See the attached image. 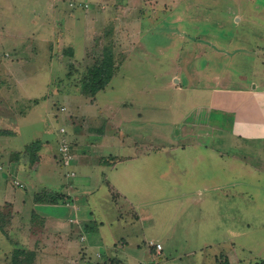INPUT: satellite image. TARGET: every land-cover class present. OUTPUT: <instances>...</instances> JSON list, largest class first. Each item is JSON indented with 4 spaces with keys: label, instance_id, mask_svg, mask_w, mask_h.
<instances>
[{
    "label": "rangeland",
    "instance_id": "obj_1",
    "mask_svg": "<svg viewBox=\"0 0 264 264\" xmlns=\"http://www.w3.org/2000/svg\"><path fill=\"white\" fill-rule=\"evenodd\" d=\"M104 5L107 12L129 6L130 11L138 12V20L141 21H144V16L148 20L150 13L154 16L156 10L162 11L166 18L162 20L165 27L159 33L153 32L149 40V35L147 36V51L149 50L151 55L145 52L143 55L145 54L144 59H150L149 63L145 61V64H142L136 57L130 60L131 67L134 68L132 70L134 76L131 75L132 80L127 84V94L121 97L131 102L126 113L133 118V121L128 124L126 131L130 134L132 142H138L133 150L139 153L145 148H151L145 158L146 172L145 169L141 171L144 164H140V161L135 163L137 169L134 163L131 167L121 165L118 168L119 171H123V168L130 170L132 177H123L120 174L118 178H114L113 176L117 173L114 172L108 179L118 183L120 189L125 191L123 193L125 196L121 200L115 193L110 192L106 197L108 194L106 186L101 184L95 192L96 195L92 200L90 199L91 204L86 205L88 202L80 197L79 202L86 211L85 217L97 219L104 213V217L105 215L110 217L118 212L125 214L127 206L133 204L132 213L139 212L142 217H145L144 219L148 216V227L138 223L134 228L127 224L116 225L111 235L117 237L128 235L132 241H141L143 235L148 237V241L162 240V252L165 256L181 254L180 261L183 264H193L194 261L200 260L203 254H207L203 260L204 263H208L210 261L208 255L214 250L218 252L215 256L216 264H229L228 255L234 264H264L263 149L262 152H258L259 146L255 143L250 146L252 149L248 152L242 150L247 146L239 145L236 148L227 146L230 149L228 157L232 158L234 155L235 157L233 160H228V165H222L223 161L218 162L209 155L212 154L210 148L215 147L216 142L208 138L206 145H189L184 150L177 148L170 151L169 156L164 155L167 150H163L164 146L160 145L163 141L157 137V134L164 137L179 136L180 111L185 113L183 118H188L187 122L195 119V114L190 110L187 111L180 103L186 96L189 97L193 93H189L188 90L165 91L162 89L164 81L148 79L150 74L163 72L165 67H171L174 65L172 62L184 57V53L180 50L182 42L187 48L189 47L186 44L194 45L198 42L203 46L202 51L206 53L201 54L195 66L202 65L205 61L214 63L215 61L213 62L211 58L215 55L208 51L217 47L220 51L224 50L223 57L216 61L217 66L223 62L229 63L233 59L231 69L236 77L233 85L239 86L243 80L249 81V78H253V83L264 81V0H106ZM49 9V3L42 1L41 17H38L42 22L40 36L49 38V42L51 41L50 44L49 42L44 44L46 50L43 53L47 54L46 52L51 51L49 54L51 57L54 54H52L54 44L50 39L52 33L49 29L50 22L55 20L48 13ZM61 20L65 25V18L61 17ZM128 23L136 33L134 27L138 22L130 19ZM112 29V19H109L100 35L96 37L92 51L96 42L99 44V47L96 46V54L102 56L106 51H112V43H115ZM77 30L79 31L78 28ZM23 32L20 31L19 34ZM196 36L198 38H195ZM193 40L197 41L193 42ZM148 43L152 46L149 49ZM27 44H31V41ZM67 46H63L62 50H66ZM0 51H2L0 62L12 59L13 53L10 50ZM20 55H24L22 50ZM59 57L57 67L59 70L56 72L58 78L44 81L48 90L42 91L43 95L38 93L32 94L28 99L14 98L17 95L11 96L9 93L11 83L4 76L0 77V101L2 99L4 101L8 96L7 104L15 113L21 115L29 113V108L41 100L50 99L49 94L51 95L55 90H62L63 87L74 83L79 87L84 76H77V80H73V76L77 75V72L79 74L96 59L94 55L86 64L77 65L64 64L65 57L60 55ZM25 68H29L28 65L0 64V74H16ZM206 68L207 66H204L201 69L206 70ZM43 69H46V66H43ZM207 79L206 76L201 80L205 82ZM124 85H126L125 82L122 86ZM51 97L53 98L52 110L55 112L60 109L63 99L52 95ZM201 97L207 99V96ZM148 103L150 106H156L151 108ZM168 103L173 105L168 107ZM138 111L141 112L140 120L136 118ZM149 117L154 118L152 122L148 121ZM171 118L177 119L178 123L173 125L171 122H163ZM20 123L21 141L24 139L26 141L28 133H32V130L42 131L41 119L35 120L32 117L31 120H21ZM162 123L163 127H161ZM6 135H0V264H94L92 260L95 259L97 251L93 247L85 251L89 248L86 244L79 245V256L76 257H65L63 251L51 250L52 240L43 230L44 225L35 208L37 204H31V202L45 200L55 203V197L61 199L60 188L62 178L65 176L64 174L59 176L58 172L57 176H49L45 169L40 176L36 175L34 172L40 165L41 148L37 152L39 156L37 153L22 154L20 151L23 147L15 150L20 140ZM41 135L48 134L41 132ZM123 135L124 133L119 131L118 136L123 137ZM48 145L50 147L46 158L52 163L53 168L60 169L57 154H54L56 146L51 143ZM132 147L131 145V150ZM159 147L162 149L153 150ZM128 151L130 153V150H124L121 154H126ZM194 155H197L196 162L191 160ZM62 171L66 172L64 169ZM126 181L130 183L129 187L123 188L120 182ZM57 184H60V187ZM16 197L24 198L25 204H15ZM9 200L14 202L11 203ZM62 201L64 203L65 199L62 198ZM104 204L118 205H113L114 210L109 208V212H104ZM50 208L47 206L43 209L49 212ZM56 209L66 213V208L63 206H57ZM126 218L127 215H124L119 221ZM133 229L139 230L130 233ZM91 242L93 243L92 240ZM153 246L148 242V247L154 252ZM16 249L24 252L15 257ZM185 253L189 256L185 257ZM14 257L17 262H14Z\"/></svg>",
    "mask_w": 264,
    "mask_h": 264
},
{
    "label": "crops",
    "instance_id": "obj_2",
    "mask_svg": "<svg viewBox=\"0 0 264 264\" xmlns=\"http://www.w3.org/2000/svg\"><path fill=\"white\" fill-rule=\"evenodd\" d=\"M42 1L49 3L48 13L55 20L50 22L49 31L52 33L50 39L54 44L52 45V54L57 55L53 54L51 57L49 55L51 51L46 52L47 54L43 53L46 50L44 44L49 42V38L40 36L42 33L40 20ZM104 2L106 0H0V50L7 49L13 53L11 60H3L0 64L17 66L25 64L29 67L21 72H16V74H0V77L5 76L10 81L9 93L11 96L17 95L14 98L28 99L32 94L37 95L38 93L43 95L42 91L48 90L44 81L58 78L56 72L59 70L57 69L59 55L65 57L64 64L74 63L77 65L86 64L94 55L96 59L101 57L96 54V46L99 47L97 42L93 51L92 49L96 37L100 35L109 19H112V33L113 40H115L110 52L114 66L113 75L103 89L94 94L83 93L75 83L69 84L62 90H55L51 94L53 97L63 99L59 110L55 112L52 110L51 101L53 98L49 94L50 99L41 100L28 109L29 113L22 115L15 113L7 104V96L4 101L3 99L0 101V128L10 132L6 135L7 137L20 140L21 120H31L33 117L35 120L43 121L42 131L32 130V133H28V139L20 140V144L15 150H20L26 144L38 141L41 148L40 165L36 167L34 173L40 176L45 169L49 176H57V172L59 176H63V174L65 176L62 178L60 188V198L65 199L64 203L62 200L59 203L31 202V204H37L35 208L44 225L43 230L52 240L51 250L63 251L65 257H76L79 256V245L86 244L89 248L85 251H89L91 247L97 251V258H92L94 264H183L180 261L181 254L165 256L162 252V240L153 241L150 239L148 241V237L143 235L141 241H132L128 235L123 237L111 235L112 229L116 228V225L127 224L134 228L138 223L148 227V216L144 219L145 217H142L139 212L132 213L133 204L127 206L125 214L118 212L110 217L107 215L104 217V213L97 219H89L85 217L86 211L79 202L81 197L88 202L86 205L91 204L89 202L96 195L95 192L101 184L106 186L108 193L106 197L110 192L115 193L120 199L124 197L125 191L108 177L117 172L116 176H113L114 178H118L120 174V176L131 178L130 170L128 172L123 168V171H119L118 168L121 165L131 167L134 163V167L137 169L135 163L138 161L140 164H144L141 171L145 169L146 172L145 158L148 156V150L151 149L145 148L139 153L133 150L138 142H132L130 134L126 131L128 124L133 121V118L126 113L131 102L125 101L121 97L127 94V84L132 80L131 75H133L134 68L131 67L130 60L136 57L142 64H145V61L149 63V58L144 59L145 54H150L149 50L147 51V36L149 35V40L153 32L159 33L165 27L162 20L166 17L162 11L156 10L154 16L151 13L148 14V20L144 16V21L140 19L139 21L138 12L130 11L129 6L114 9V12L112 10L107 12L104 9ZM61 17L65 18V25H63ZM130 19L138 22L134 27L136 33L128 23ZM20 31L24 32L19 34ZM75 39L80 41L77 42ZM28 41H31V44H27ZM196 41L193 40V42ZM65 45H68L66 50H62ZM186 45L189 48L185 47L182 42L180 48L181 53H184L183 58L172 62L174 65L165 67L163 72H154L148 76V79L152 81H164L162 89L165 91L188 90L189 93H193L189 97L186 96L180 103L187 111L190 110L195 114V119L187 122L188 118H183L185 113L180 111L179 136L175 134L176 137L172 135L164 137L157 134V137L163 141L160 144L164 146L163 150H167L164 155L169 156L170 151L177 148L184 150L189 145H206L208 138L216 142L215 147L210 148L212 154L209 155L218 162L223 161L222 165H228V160H233L235 157V155L231 156L232 158L228 157L230 149L227 146H230L229 148H236L239 145L247 146L242 150L248 152L251 151L252 144H257L259 146L257 151L262 152V149L264 151V81L253 83V78H249V81L243 80L239 86H235L233 84H235L236 77L231 69L233 59L229 63H220L219 66L216 63L217 59L223 57L224 50L220 51L217 47L210 49L208 52L214 53L215 56L211 59L215 62L205 61L204 64L195 66L198 64L196 60L206 51H202L203 46L198 42L194 45ZM150 47L152 46L148 43V49ZM153 47L160 48L159 46ZM32 48L34 50H31ZM21 50L24 54L22 56L20 55ZM0 52L2 53V51ZM218 54L220 55L218 56ZM43 66H46V69H43ZM89 66L81 70L79 74L77 72V75L73 76V80H77L79 75L85 76ZM204 66H207L206 70L201 69ZM203 72L205 73L202 74ZM206 76L208 79L203 82L201 79ZM122 81L126 85L122 86ZM251 84H253L252 87ZM201 96H207V99H203ZM172 105L168 103V107ZM148 106L154 108L156 105L150 106L148 103ZM179 106L178 103V110ZM33 107L35 108L33 109ZM31 114L33 115L31 116ZM136 118L137 120L141 119L140 111L137 112ZM152 119L154 118L149 117L148 121L152 122ZM163 122H171L176 125L178 120L171 118L163 120ZM163 125L162 123L161 127ZM60 128L65 129L63 136L71 146L72 158L67 166L61 164L59 158L58 148L62 138ZM119 131L124 133L123 137L118 136ZM41 132H46L49 136H42ZM48 142L56 146L54 154H57L60 169L53 168L52 163L46 158L47 150L50 147ZM131 145L133 146L132 150L130 149ZM158 149L162 148L153 150ZM124 150H130V153L128 151L126 154H121V151ZM196 158L197 155H194L191 160L196 162ZM63 169L66 170L65 173L62 171ZM120 184L123 188H128L130 183L128 184L126 181L125 183L120 182ZM3 186L5 185L3 184ZM16 200L15 204H25L22 197H16ZM9 202L11 201L9 200ZM104 205V212H109V208L114 210L113 205L118 204ZM47 206L51 207L49 212L43 209ZM57 206L66 208V213L58 211ZM124 215H127V218L119 221ZM135 230L137 232L139 229H133L130 233H134ZM79 234L82 235L78 238ZM72 235L73 237H71ZM148 242L154 245V252L148 247ZM155 244H160L159 251L156 250ZM189 252L191 253V251ZM217 253L215 250L209 253L210 261L208 263H204L203 257L206 258L207 254H203L204 256L200 260L194 261L193 264H216ZM184 256L188 257L189 255L187 256L185 253ZM228 262L234 264L229 255Z\"/></svg>",
    "mask_w": 264,
    "mask_h": 264
},
{
    "label": "trees",
    "instance_id": "obj_3",
    "mask_svg": "<svg viewBox=\"0 0 264 264\" xmlns=\"http://www.w3.org/2000/svg\"><path fill=\"white\" fill-rule=\"evenodd\" d=\"M113 69L112 55L109 51H106L100 58H97L96 61L88 67L86 75L82 78V81L79 84L80 90L83 93L94 94L100 89H103L110 81L113 75ZM9 133L10 132L8 130L0 128V135ZM39 149L40 143L38 141H34L26 144L20 152H22V154L35 155ZM58 198L59 197H55V203L61 202L62 198ZM23 252V250L16 249L14 250V256L16 257L18 254ZM15 257L14 262H17Z\"/></svg>",
    "mask_w": 264,
    "mask_h": 264
},
{
    "label": "built area",
    "instance_id": "obj_4",
    "mask_svg": "<svg viewBox=\"0 0 264 264\" xmlns=\"http://www.w3.org/2000/svg\"><path fill=\"white\" fill-rule=\"evenodd\" d=\"M60 133L62 135V138L60 141V146L58 148L59 158H60L61 164H63L64 166H67L69 164L70 159L72 158L71 146H70V143L63 136V134L65 133L64 128H60ZM19 185L22 186V184H19ZM155 248L157 251H159L161 248L160 244H155Z\"/></svg>",
    "mask_w": 264,
    "mask_h": 264
}]
</instances>
